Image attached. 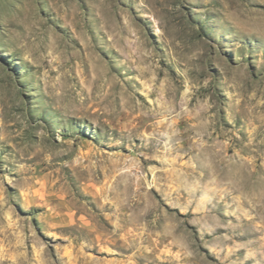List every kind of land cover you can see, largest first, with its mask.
<instances>
[{
	"label": "rangeland",
	"instance_id": "1",
	"mask_svg": "<svg viewBox=\"0 0 264 264\" xmlns=\"http://www.w3.org/2000/svg\"><path fill=\"white\" fill-rule=\"evenodd\" d=\"M0 264H264V0H0Z\"/></svg>",
	"mask_w": 264,
	"mask_h": 264
}]
</instances>
